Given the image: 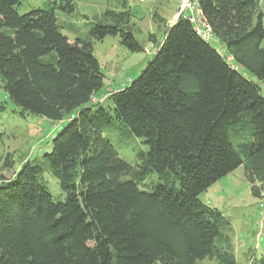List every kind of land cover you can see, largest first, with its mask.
<instances>
[{"label": "trees", "instance_id": "16d2710c", "mask_svg": "<svg viewBox=\"0 0 264 264\" xmlns=\"http://www.w3.org/2000/svg\"><path fill=\"white\" fill-rule=\"evenodd\" d=\"M193 1L224 53L188 19L164 23L160 41L148 34L152 58L105 106L94 101L104 76L93 41L119 35L144 49L127 2L69 41L56 12L73 13L76 0L26 12L0 0L2 89L21 115L62 123L41 159L14 168L7 153L0 164V264H238L228 220L199 195L242 167L264 211V14L259 0ZM115 123L147 146L131 164L103 135ZM248 264H264V251Z\"/></svg>", "mask_w": 264, "mask_h": 264}, {"label": "rangeland", "instance_id": "374dc122", "mask_svg": "<svg viewBox=\"0 0 264 264\" xmlns=\"http://www.w3.org/2000/svg\"><path fill=\"white\" fill-rule=\"evenodd\" d=\"M47 1L52 0H22L19 12L43 6ZM123 1L130 8L129 23L134 36L144 49L140 52L128 50L121 43L119 35H106L93 41V55L104 76L101 93L97 95L99 99L94 101H100L105 106L110 104V93L127 86L152 58L157 48L148 41V34H154L156 40L160 41L164 35V23L173 21L182 0H76L73 13L56 12L61 32L69 41H74L78 37L86 38L91 28L88 24L96 17L99 19L106 9L122 10ZM259 7L264 14V0H259ZM196 9L194 6L195 15ZM262 24L264 27V17ZM209 42L224 53L222 44L212 39ZM262 45L264 46V39ZM239 71L245 77L256 80L243 68ZM260 86L264 91V83H260ZM0 105L4 106L0 111V164L7 153L12 156L14 168L25 160L41 159L42 154L50 150L49 141L61 129L62 123H52L34 114L21 115L20 108L10 102L1 85ZM103 135L111 141L118 155L130 164L134 161L136 152L147 149L141 139L128 133L126 127H120L117 123L105 130ZM44 178L51 194L54 197L62 196L57 181L48 173ZM250 189L251 184L245 178L243 168L238 167L217 179L199 195L201 202L216 208L228 220L229 227L224 229V245L232 251L238 264H248L252 258L259 259L264 251L263 199L254 197ZM197 264L215 262L205 258Z\"/></svg>", "mask_w": 264, "mask_h": 264}, {"label": "built area", "instance_id": "2783aa9c", "mask_svg": "<svg viewBox=\"0 0 264 264\" xmlns=\"http://www.w3.org/2000/svg\"><path fill=\"white\" fill-rule=\"evenodd\" d=\"M195 2L193 0H182L177 13L173 16V21L168 23L173 24L179 17L186 18L192 23L196 32L205 40L209 41L210 39V30L209 27L202 22L194 12Z\"/></svg>", "mask_w": 264, "mask_h": 264}, {"label": "crops", "instance_id": "0c3cea01", "mask_svg": "<svg viewBox=\"0 0 264 264\" xmlns=\"http://www.w3.org/2000/svg\"><path fill=\"white\" fill-rule=\"evenodd\" d=\"M196 14H197L196 16L201 20L202 17H201V15H200L198 9H196Z\"/></svg>", "mask_w": 264, "mask_h": 264}]
</instances>
